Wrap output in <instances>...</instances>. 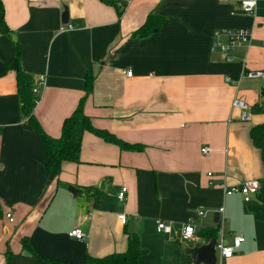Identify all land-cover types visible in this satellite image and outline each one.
Listing matches in <instances>:
<instances>
[{"label":"crops","instance_id":"1","mask_svg":"<svg viewBox=\"0 0 264 264\" xmlns=\"http://www.w3.org/2000/svg\"><path fill=\"white\" fill-rule=\"evenodd\" d=\"M2 1L10 31L0 30V264L83 262L125 251L128 231L137 232L145 250L137 264H209L195 263L189 251L213 238L208 228H222L229 242L244 236L233 256L217 251L215 264H264V183L250 201L239 191L224 193L225 185L264 178L262 153L250 135L264 122V107L252 109L264 102V78L247 75L264 69V0H257L255 14L244 12L241 0H129L122 14L102 0ZM66 8L75 27L60 30ZM152 14L166 22L133 36ZM222 27L249 28L253 39L227 59L213 47ZM17 65L34 83L46 75L34 114L48 134H61L84 97L95 126L142 148L85 131L80 160L64 161L56 176L46 165L42 136L23 113ZM89 71L94 81L86 95ZM236 97L248 102L251 117L233 106ZM191 217L199 226L185 240L181 230ZM158 219L173 231H159ZM76 226L85 238L68 234Z\"/></svg>","mask_w":264,"mask_h":264},{"label":"trees","instance_id":"2","mask_svg":"<svg viewBox=\"0 0 264 264\" xmlns=\"http://www.w3.org/2000/svg\"><path fill=\"white\" fill-rule=\"evenodd\" d=\"M106 3H111L117 7L119 14H122L127 6L128 0H102ZM166 22V18L161 15H149L145 22L133 33V36H143L158 29ZM0 30L9 32L10 29L5 19V7L3 1L0 0ZM17 54L20 53L21 47L15 43ZM16 79L18 83V90L23 101V113L28 116V122L40 133L47 149L48 159L47 167L59 176L64 161H79L80 151L82 146V137L85 131H91L95 134L105 138L108 141H113L120 144L126 149H140L141 145L127 142L120 139L113 132L100 128L94 125L91 117L84 110L85 98H81L74 111L67 116L62 125V132L59 136H52L48 134L35 117V98L36 94L33 92L34 79L31 73L25 71L20 65L16 67ZM94 73L89 71L86 81V95L93 89ZM264 102L256 103L252 108L253 111H262ZM251 138L254 144L261 150L262 158L264 160V122L256 123L250 130ZM2 206L0 204V215L2 214ZM218 229L208 228L205 234L211 237H218ZM128 247L125 251H118L109 253L104 256L88 255L83 262H73L60 259H47L52 264H137L139 256L145 251L140 244V239L136 231H128ZM23 245L33 253H36L32 248L28 238H23Z\"/></svg>","mask_w":264,"mask_h":264},{"label":"built area","instance_id":"3","mask_svg":"<svg viewBox=\"0 0 264 264\" xmlns=\"http://www.w3.org/2000/svg\"><path fill=\"white\" fill-rule=\"evenodd\" d=\"M129 1V0H128ZM241 9L249 14H255L256 7H257V0H241L240 1ZM75 25L73 23L67 22L60 25V30L72 29ZM253 39L252 31L249 28H228L222 27L214 32V40H213V47H218L223 51L224 57L230 59V53L232 50L237 48L238 46H242L244 44H249ZM125 73L129 76L132 75V70L128 69L125 70ZM248 76L252 77H263L264 78V69L263 70H256L250 71L247 73ZM46 84V75L45 73H41L38 75L37 80L33 84V92L36 94L35 103H37L40 99L42 89ZM264 97V95H263ZM233 106L241 109V114L243 118L251 117V107L248 102L240 97H236L233 100ZM211 148L208 145L202 147V152L208 154ZM209 184H215L214 179V172H208ZM264 183V178H248L241 183L233 184V185H225L224 186V193L225 194H232L234 192H241L243 197L246 201H250L253 195L259 190V188ZM127 192V186H123L122 189L118 193V198L120 200H125ZM218 211L223 212L224 206H220ZM199 216H204L206 214L205 209L198 210ZM8 218L12 221L13 215L12 212L7 213ZM119 218L123 221H127L126 213H119ZM220 222V221H219ZM199 224L196 222L194 217L188 219L185 222L182 230H181V238L185 240L193 239L196 236L197 228ZM157 229L162 232L171 233L173 231L172 224L167 222L164 219L157 220ZM219 238H217L216 242V249L221 257H231L234 255L236 248H238L242 241L244 240L243 235H237L233 238L232 242L224 240V232L222 228H219ZM68 234L70 236L76 238H85L86 232L83 230L82 227L76 226L69 230Z\"/></svg>","mask_w":264,"mask_h":264},{"label":"water","instance_id":"4","mask_svg":"<svg viewBox=\"0 0 264 264\" xmlns=\"http://www.w3.org/2000/svg\"><path fill=\"white\" fill-rule=\"evenodd\" d=\"M62 21L63 22L69 21V12H68L67 8L65 9V11L63 13ZM69 190L75 194V191L77 190V188L74 187L73 185H71L69 187ZM220 217H221L220 211H216L214 220L216 222H219ZM216 242H217V237H213L208 242H206L202 245L191 247L189 251H190L191 255L193 256L194 262L199 263L201 261H204V262H207L209 264H215L217 262V259H218Z\"/></svg>","mask_w":264,"mask_h":264}]
</instances>
